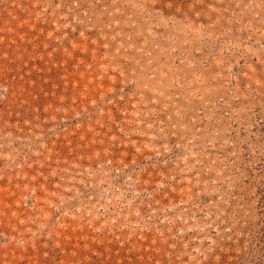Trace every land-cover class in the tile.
<instances>
[{
    "label": "rangeland",
    "instance_id": "rangeland-1",
    "mask_svg": "<svg viewBox=\"0 0 264 264\" xmlns=\"http://www.w3.org/2000/svg\"><path fill=\"white\" fill-rule=\"evenodd\" d=\"M0 264H264V0H0Z\"/></svg>",
    "mask_w": 264,
    "mask_h": 264
}]
</instances>
